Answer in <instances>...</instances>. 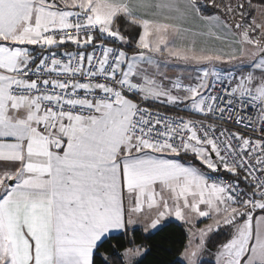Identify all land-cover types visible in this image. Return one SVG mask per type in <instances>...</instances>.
Returning <instances> with one entry per match:
<instances>
[{"label": "snow or ice", "instance_id": "obj_1", "mask_svg": "<svg viewBox=\"0 0 264 264\" xmlns=\"http://www.w3.org/2000/svg\"><path fill=\"white\" fill-rule=\"evenodd\" d=\"M246 6L0 0V264H143L137 234L172 216L191 225L178 264H203L221 228L215 264H264V5L250 23ZM237 53L247 67H216ZM165 54L205 65L196 83Z\"/></svg>", "mask_w": 264, "mask_h": 264}, {"label": "trees", "instance_id": "obj_2", "mask_svg": "<svg viewBox=\"0 0 264 264\" xmlns=\"http://www.w3.org/2000/svg\"><path fill=\"white\" fill-rule=\"evenodd\" d=\"M201 5H206V0H200ZM247 5V0H245ZM252 5L261 6L264 5V0H251ZM217 10L212 8L211 4H207L205 12L208 14L214 13ZM168 227L163 232L152 235L151 238L145 240L142 239L145 233L142 231L138 233V243H142L146 248L150 249L148 254L143 258V264H178L180 256L179 253L182 251L187 241L186 231L183 226L176 223H167ZM215 234L212 238V243L219 242L224 238L222 235ZM115 247L116 242H110ZM118 251V250H117ZM203 264H213L210 260H203Z\"/></svg>", "mask_w": 264, "mask_h": 264}, {"label": "rangeland", "instance_id": "obj_3", "mask_svg": "<svg viewBox=\"0 0 264 264\" xmlns=\"http://www.w3.org/2000/svg\"><path fill=\"white\" fill-rule=\"evenodd\" d=\"M136 36H137V34L134 33L133 34L134 39H137ZM132 48L133 49L135 48V44L132 45ZM129 54H131V52ZM157 58L160 60L163 70L169 76L182 77L183 78V82L185 84H187L186 81L189 78L188 76H189V72H190V70H187V69L191 68V69H193V72H195L197 75H199V69L201 67L205 66V65H197L194 62H185V61L176 60L173 57L167 56V54H165L163 57L158 56ZM227 64L230 65L228 67V69L247 67L246 64L241 65L240 57H238V58H236L234 60H231L230 63L216 62V67L218 69H227V68H225V66H227ZM197 75H194V76L196 77ZM222 75H223V73H222ZM217 84H219V83H216L215 85H217ZM221 173H225V172H223V170H221ZM205 223H211V221H205ZM205 223H203L202 227H205ZM187 234H188V232H187ZM215 234H218V232L214 231L213 233L210 234L209 243H208V248L210 250L206 251L204 253L203 257H202V260H210L213 264H215V251H216V248L218 247V245L220 243L224 242L228 238V232L224 228H221L219 234L222 235L224 238H222V240H220L219 242L212 243V238L214 237Z\"/></svg>", "mask_w": 264, "mask_h": 264}, {"label": "crops", "instance_id": "obj_4", "mask_svg": "<svg viewBox=\"0 0 264 264\" xmlns=\"http://www.w3.org/2000/svg\"><path fill=\"white\" fill-rule=\"evenodd\" d=\"M225 3H227V0H225ZM258 7H260V6L252 5L251 8H249L247 6L245 7V19H247L249 23L251 22L252 17H254V16L257 19H259V16H258L257 11H256V9ZM212 8H214V7H212ZM217 11L214 12V13H211V14H216ZM205 14H208V13L205 12ZM211 14H209V15H211ZM229 20H230V18H229ZM138 31L139 30H137V32ZM136 37L138 39V35ZM191 39H192V37L189 34H185V35H182V36H176V37H170V40L172 42L173 47H179V46L184 45V44H190ZM204 39H206V38H198V40H200V41H203ZM207 43H208L209 46L214 47V48L222 49L224 52H229L230 51V49H229V41H226V40H219L218 41V40H211V39H209V40H207ZM29 47H31V46H29ZM238 57H239V53H237V58ZM229 66L230 65L227 64V66H225V68L228 69ZM187 70H190V72H189V76H188L189 78L186 81V83L187 84H193L194 85L196 83V77L194 75H197V74L195 72H193V69H191V68H189ZM155 105H159V106L165 107L167 109H171V110H180V111H183V106H177L175 108H169L166 105H160V104H155ZM166 223H176V224H179V225L183 226L184 229H185V231H186V235L188 236L187 232H188L189 228L191 227V225H187V224H185L182 221L176 220L174 216L167 218ZM202 226H203V223H199V227H202ZM186 243H187V241H186ZM178 259L180 261V256L178 257Z\"/></svg>", "mask_w": 264, "mask_h": 264}, {"label": "built area", "instance_id": "obj_5", "mask_svg": "<svg viewBox=\"0 0 264 264\" xmlns=\"http://www.w3.org/2000/svg\"><path fill=\"white\" fill-rule=\"evenodd\" d=\"M75 45H72L70 42H68L65 46H63L60 51L63 52V51H68V52H72V51H75ZM91 50V49H90ZM215 88L217 90L220 89V84H217L215 85ZM213 94H216V92H213ZM152 109L155 111V110H159L162 114H167L169 116H172L173 114L175 115H185V112L184 111H180V110H171V109H167L165 107H162V106H159V105H151ZM229 127L233 128V130H237V131H243V126L242 125H236V126H232L231 123L228 125ZM258 135V133H257ZM214 175H217V174H214ZM218 175L222 176L225 180V182L227 183L228 182V178L230 177L231 174H228V173H219ZM235 179V178H233ZM239 185L242 189L245 188V181H244V177L243 176H240L239 177Z\"/></svg>", "mask_w": 264, "mask_h": 264}]
</instances>
